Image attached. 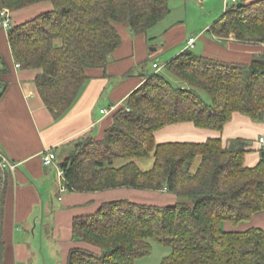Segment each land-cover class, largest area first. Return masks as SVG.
<instances>
[{"label":"trees","instance_id":"trees-1","mask_svg":"<svg viewBox=\"0 0 264 264\" xmlns=\"http://www.w3.org/2000/svg\"><path fill=\"white\" fill-rule=\"evenodd\" d=\"M46 1L51 9L12 24L8 39L17 64L38 71V93L56 119L76 102L88 69L105 68L121 45L120 24L147 33L171 12L169 0H0V8L13 12ZM208 31L222 41L233 36L264 45V0L228 5ZM163 67L113 112L102 137L81 136L57 148V162L69 191L129 187L168 191L181 200L156 205L117 199L75 216L73 241L83 245L69 250L67 264H138L151 253V240L171 249L160 264H264V228L224 227L264 212L261 137L258 149L245 137L156 139L160 129L184 122L222 132L235 113L264 123V51L241 62L187 47ZM8 72L0 57V76ZM254 151L259 159L249 166L246 156ZM0 153L7 157L1 147ZM149 157L154 165L143 170L136 160ZM11 171L0 161V264Z\"/></svg>","mask_w":264,"mask_h":264},{"label":"crops","instance_id":"crops-1","mask_svg":"<svg viewBox=\"0 0 264 264\" xmlns=\"http://www.w3.org/2000/svg\"><path fill=\"white\" fill-rule=\"evenodd\" d=\"M198 2L208 6L207 1ZM51 7L52 4L47 1L37 3L11 12V20L17 24ZM210 26L208 23L204 29L208 30ZM118 27L123 38L121 45L111 54L105 68L88 69L90 78L76 102L65 115L56 119L38 93L35 82L38 71L17 67L8 39V28L0 23V57L9 67V72L0 76V147L17 164L10 172L5 200V253L2 264H67L69 250L75 245H83L73 241V218L94 213L103 202L129 199L144 204L172 205L177 200V195L168 191L129 187L92 192L61 191L59 162L49 166L43 162L46 148H53L58 155L57 148L61 149L81 136L102 137L112 122L113 112L144 80L159 70L154 67V63L159 64L155 57L169 52L178 55L189 45L179 46L181 40L187 37L185 25L164 29L159 34L149 31L134 34L126 25ZM204 29L196 37H188V41L191 37L203 41L204 55L230 61L244 58L242 60L245 61L241 62H249L255 53L264 51L263 44L241 43L233 37L222 41L213 34L205 35ZM198 40L194 42L196 47ZM151 60L152 71L143 66ZM252 121L235 113L222 132L184 122L160 129L156 132V139L158 142L205 141L209 137H222L226 142L235 137L254 140L264 137L259 133L264 129V123L253 124ZM242 125L249 127L251 133H242L245 130L240 127ZM253 125L262 128L254 132ZM260 146L255 142V149ZM151 159L148 167V164L139 166L143 170L151 169L154 157ZM258 159V152H251L246 156V164L252 166ZM122 163L118 161L117 165ZM244 223L249 227L235 229L230 222H225V228H264V212L255 214Z\"/></svg>","mask_w":264,"mask_h":264},{"label":"rangeland","instance_id":"rangeland-1","mask_svg":"<svg viewBox=\"0 0 264 264\" xmlns=\"http://www.w3.org/2000/svg\"><path fill=\"white\" fill-rule=\"evenodd\" d=\"M204 1L208 2L207 7L205 4H204V6H205L204 7L202 2H198V1H194V0H169V6L171 8L170 14L167 15L164 20H162L161 22H159L158 24H156L155 26L150 28L148 31L150 33L159 34L164 29H170L172 27L175 28L179 25H182V26L185 25L186 31H187V37L184 38L183 40H181L179 46L186 47V45L188 43V37L190 35H194L196 37L198 35V33L201 32L202 29H204V27L208 23H209V25L210 24L212 25L216 20H218L221 17V15L223 14V12L226 8L224 0H204ZM250 1H252V0H237L236 2H232L231 0H229L228 5L231 6L233 3L239 4V2H242V3L245 2L246 3V2H250ZM47 2H48V4L50 3L49 1H47ZM35 15L36 14H32L29 17L35 16ZM11 22H12V20H11ZM12 24H13V22H12ZM203 32L205 33V35H211V33L206 29H204ZM195 39L198 40V38H195ZM178 44H179V42H178ZM196 44H197V47L194 44H193V46L188 45L187 47H190L196 53L203 54L204 48L201 47V45L203 44V41L198 40L196 42ZM170 53L171 52L165 53L163 55L161 54V55H158L155 57V59L159 60V64L162 66L161 69L163 71H166V70L164 69L162 64H164L169 59H171L172 57H175L177 55V54H170ZM173 53H175V52H173ZM242 59H244V58H242ZM242 59H239V60L245 61ZM152 62H153L152 60L148 61L145 64H143V66L150 68V71H152L153 70ZM167 77L169 78V80H171L175 83L178 82L177 78L170 73H167ZM252 122H253V124H255L254 121H252ZM257 123L262 124L260 122H257ZM240 127L245 129L242 133H245V134L251 133L250 132L251 130L249 129V127L244 126V125H242ZM258 127L254 126V132H256L262 128L261 127L260 129H258ZM259 133L264 135V129H262V132H259ZM259 133H258V136L260 135ZM159 138H160V135H159ZM250 141L253 145L255 144V142L260 143L259 138H257L256 140L250 138ZM63 158H64V154H63V152H61L59 159L61 160ZM151 160H153V159H151V157H149V158L137 159L136 161L138 162V164L141 167H145V164H148V165H146V167H148ZM179 200H181V199L179 197H177L176 202ZM247 222H249V221H247ZM243 223L244 222H242L238 225H231V226L235 229H238V228L239 229H245L246 227H249V225H246L245 223L244 224ZM224 227H225V224H224ZM151 244H152L151 253L148 256H145V257L138 259L137 260L138 264H160L162 259L171 252V249L169 247L160 244L156 240H151Z\"/></svg>","mask_w":264,"mask_h":264},{"label":"built area","instance_id":"built-area-1","mask_svg":"<svg viewBox=\"0 0 264 264\" xmlns=\"http://www.w3.org/2000/svg\"><path fill=\"white\" fill-rule=\"evenodd\" d=\"M202 1V0H197ZM232 2H236L237 0H231ZM229 3V0H225V6L227 7ZM0 23L5 28H10L12 25L11 22V10L7 7L0 8ZM195 42V38L191 37L189 38L188 44L189 46H193ZM17 67H20V64H17ZM154 67L157 69H161V65L158 63H154ZM105 112V110H102ZM260 141L264 144V138L261 137ZM0 161L3 163L4 166H8L11 170H14L17 167V164L11 162L6 156L2 155L0 153ZM43 162L45 165H57V154L53 150V148H46L43 153ZM58 168V174L61 179V191L65 190V184H64V173L59 165H57Z\"/></svg>","mask_w":264,"mask_h":264}]
</instances>
